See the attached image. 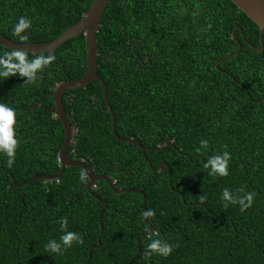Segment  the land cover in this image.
I'll return each instance as SVG.
<instances>
[{
  "label": "trees",
  "instance_id": "trees-1",
  "mask_svg": "<svg viewBox=\"0 0 264 264\" xmlns=\"http://www.w3.org/2000/svg\"><path fill=\"white\" fill-rule=\"evenodd\" d=\"M92 2L0 0V33L23 44L50 42L79 22ZM20 16L33 21L24 41L12 32ZM239 44L240 53L221 62ZM260 48L259 27L231 0H110L97 34V72L118 135L154 149L144 154L114 137L103 89L93 81L64 95L74 128L69 156L86 161L97 175L111 176L119 189L143 190L146 211L154 212L147 218L153 233L175 248L168 257H146L144 236L138 255V236L149 231L142 195L116 194L102 181L94 192L109 206L102 247L93 250L90 264H129L137 255L133 264H264ZM11 52L0 45V56ZM26 55L55 59L33 83L18 75L0 77V102L16 110L19 142L12 168L0 155V264H86L98 243L104 203L82 187L83 170L69 167L58 180L15 187L60 171L65 133L54 114V89L85 75V37L53 53ZM201 139L208 141L206 150ZM224 150L231 154L230 174L209 176L203 164ZM225 187L254 192L253 206L243 213L238 205L225 208L219 199ZM62 217L84 243L62 255L49 253L44 244L59 239Z\"/></svg>",
  "mask_w": 264,
  "mask_h": 264
},
{
  "label": "water",
  "instance_id": "water-1",
  "mask_svg": "<svg viewBox=\"0 0 264 264\" xmlns=\"http://www.w3.org/2000/svg\"><path fill=\"white\" fill-rule=\"evenodd\" d=\"M249 19H251L260 29V41H261V48L258 49V53H262L264 50V0H231ZM110 3V0H93L92 5L90 7V10L81 18L79 22H77L75 25L69 27L67 30H65L59 37L56 39L46 42V43H18L15 42L8 37L4 36L0 33V45L3 47H6L8 49H11L13 51L15 50H23L25 53H53L55 52L60 46L65 44L67 41L84 35L85 37V44H86V53H87V70L85 72V75L75 81H67V82H61L59 83L55 89H54V114L56 117H58L61 122L64 129V141L62 148L59 152V163H60V171L51 176L46 175H39L32 180L15 185V187H23L26 185H31L33 182L37 180H45V181H52V180H58L61 178L63 173L65 172L66 168L69 167H77L81 168L83 172L87 176V182L83 184L82 187H85L87 191L93 195L95 198H97L99 201L104 203V207L100 211L99 214V221L101 226V231L98 237V243L95 246H92L89 249V257L86 264H90L92 259V252L94 249H99L102 247V237L104 234V225H103V214L105 210L108 208L109 203L106 200H103L100 198L96 193L94 192V188L96 187V184L102 181H105L108 183L109 187L116 193V194H127V193H138L142 195L143 203H142V215L149 227V231L147 233H141L138 236V249L140 254V239L144 236H148L149 234L153 233V227L150 224L149 220L144 217V212L146 211L147 207V196L141 189H119L116 187L115 180L108 175H97L88 165V163L84 160L79 159H73L69 156V151L71 148V145L74 140V128L71 124V121L67 115V112L64 107V95L66 93L86 88L88 85H90L93 81H97L100 83L104 99L106 102V106L108 108V111L112 118V132L114 137L120 141V142H126L130 144H134L138 146L143 153L145 154L147 151L152 150L154 148H146L143 145H141L139 142L135 141L134 139L130 138H124L118 135L117 133V120L115 117V114L113 113L111 104H110V98L108 95L107 87L103 79L98 75L97 68V58H98V49H97V34L99 32V29L101 27L102 19L104 17V14L107 10V7ZM238 28H236L237 30ZM235 30V31H236ZM234 31V35H235ZM241 45L239 44L238 50L233 55L229 56L226 59L221 60H229L235 56H237L240 53ZM165 148L157 147V150H165ZM151 165V164H150ZM162 167V164L158 167L160 169ZM81 187V191H82ZM182 199L184 200V197L182 196ZM134 257L129 264H133L136 258Z\"/></svg>",
  "mask_w": 264,
  "mask_h": 264
},
{
  "label": "clouds",
  "instance_id": "clouds-1",
  "mask_svg": "<svg viewBox=\"0 0 264 264\" xmlns=\"http://www.w3.org/2000/svg\"><path fill=\"white\" fill-rule=\"evenodd\" d=\"M33 21L30 17L20 16L13 25L12 32L20 40L28 39V32L32 28ZM55 59L52 55H38L29 59L23 50H15L11 53H5L0 56V77L10 78L12 76H20L26 78V82L33 83L37 80L38 74L41 73L46 66L51 64ZM17 124L16 110L8 106L4 102H0V155L6 157V166L12 168L17 154L18 139L15 131ZM226 147V146H225ZM208 141L200 140V149L206 150ZM231 154L224 150L221 153L214 154L207 158L203 167L208 169V175L212 177H227L229 172V164ZM87 176L84 172L80 174V180L86 181ZM255 193L246 191L244 187L235 190L223 188L220 192L219 199L225 208L238 205L240 212H245L253 206ZM204 197L202 196V199ZM154 216L152 210L144 212L145 218ZM61 235L59 239H49L44 244L45 251L53 254L62 255L66 250L74 245H82L84 243L83 236L77 231L69 230V221L67 217H62L59 221ZM175 245L168 240L161 238L158 232L148 235V242L144 255L151 257L153 255L168 257L174 251Z\"/></svg>",
  "mask_w": 264,
  "mask_h": 264
}]
</instances>
